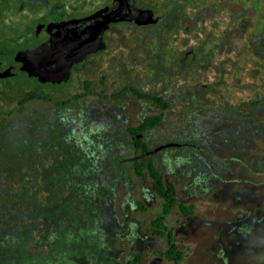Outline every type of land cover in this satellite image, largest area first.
<instances>
[{
    "label": "rangeland",
    "instance_id": "obj_1",
    "mask_svg": "<svg viewBox=\"0 0 264 264\" xmlns=\"http://www.w3.org/2000/svg\"><path fill=\"white\" fill-rule=\"evenodd\" d=\"M108 1L74 5L81 14ZM137 4L159 20L112 25L106 49L68 83L89 77L93 94L77 98L56 89L49 91L53 101L23 102L35 82L0 79V264H130L138 252L134 264H175L158 253L167 240L151 225L163 198L152 190L148 172L136 173L134 161L119 153L125 147L132 153L127 126L161 114L144 135L149 148L198 143L199 124L216 118L264 129V0ZM16 12L14 4L0 14V33L20 20ZM39 18L33 12L28 23ZM65 99L71 101L55 102ZM91 102L123 111L126 122L117 118L110 129L95 128L90 148L72 140L63 119L69 113L79 118ZM254 145L229 166L230 184L210 188L195 182L200 170L187 145L151 154L164 179L175 184L177 202L164 222L183 251L180 264H264V137ZM178 203L193 204V212Z\"/></svg>",
    "mask_w": 264,
    "mask_h": 264
},
{
    "label": "flooded vegetation",
    "instance_id": "obj_2",
    "mask_svg": "<svg viewBox=\"0 0 264 264\" xmlns=\"http://www.w3.org/2000/svg\"><path fill=\"white\" fill-rule=\"evenodd\" d=\"M111 1L112 0L108 1L103 5L110 4ZM135 1L137 4V0ZM44 3L46 4L45 7L43 6ZM75 3L76 0H0V14L3 13L4 10L8 9L9 7L13 8L14 4H17L16 13H20V16H18V18L20 19L19 21H17L16 23L10 22L8 24H4V27L8 30V33H0V71L7 70L8 72L7 75L0 76V79L7 77H27L29 80H24L35 82L34 85L28 86L25 89L24 96L22 98L23 102L32 98H43L45 100L53 101L52 96L49 95V91L56 89L61 91L66 89L67 92L73 94L77 98L93 94L94 83L89 77L82 76L80 83L74 86L68 85V83L75 79L77 75H82L87 72V67L89 66L91 60L94 57L100 55L106 49L107 42L105 35L112 25L121 22L134 24L133 22L129 21H118L110 23L108 28H106L103 32V40L105 43V47L103 50L90 51L86 55H84L79 61L73 60L72 62H70V64L61 63V72H65L66 68L68 70V74L64 81L55 82L51 84L41 82L34 75H28V73L21 68V62L18 60L16 52L20 49L34 48L36 46L37 39L44 38L46 36L47 31L44 25L45 22L50 20H66L69 18L80 17L83 15H87L96 10L97 8L103 6L101 5L89 12L79 14L77 11V7L74 5ZM68 6H70V10H68ZM33 12L39 13L41 18L32 23H28L30 14ZM102 22L103 19H100L99 23ZM6 40H8L9 43H6ZM10 41L13 42L11 43ZM33 92L39 93L40 95L37 97L25 98L27 94ZM70 101L71 99H65L56 100L55 102L59 105H65ZM77 113L78 115H80L79 118H76L73 114L69 113V115L63 119V129L69 134L73 141L82 140L81 142H83L84 144L86 143L85 145L90 148L92 147V141L89 134H92L95 131V128H97V131H104L106 129H110L113 127L111 122L112 119L117 118L122 119L124 122H126L125 114L123 111H119L116 108L110 107L108 105L97 107L93 102L88 103L87 108ZM153 115L155 114H145L136 125L127 126V130L131 134L132 153H128L130 151L128 147L119 150V153L124 155L122 160H125V162L128 160L135 161L138 159L145 158L147 155H144L140 158L132 159V157L140 155L145 151L154 148H149L147 146V149L143 150L142 145L143 143L145 144L143 139L144 135L147 132V129L153 127L157 122L151 127H137L140 125L145 116ZM105 151L106 150H102L100 156L105 155ZM158 151H161V149Z\"/></svg>",
    "mask_w": 264,
    "mask_h": 264
},
{
    "label": "trees",
    "instance_id": "obj_3",
    "mask_svg": "<svg viewBox=\"0 0 264 264\" xmlns=\"http://www.w3.org/2000/svg\"><path fill=\"white\" fill-rule=\"evenodd\" d=\"M139 95L144 93L136 91ZM39 93L33 92L27 94L25 98L37 97ZM152 97L157 100L162 107H166V102L160 96ZM218 121L202 126L201 136H198V143H185L180 146H188L193 150L197 167L199 172L194 177L197 184H205L209 188L215 185L216 182H222L223 184H230L229 174L231 170L229 166L234 165L240 161L242 155H248L256 147L255 141L264 137V129H258L257 125L251 127L249 122H230V121ZM161 120V114H155L153 116H145L138 128H146L153 126L156 122ZM253 128V129H252ZM135 129V128H134ZM170 147V146H169ZM142 149L146 150L147 146L143 143ZM221 154V155H220ZM145 160L137 164L135 163V171L138 174L142 173L145 169L151 181L152 190L163 198V204L161 211L151 220V225L154 227V231L160 235L166 237L167 247L164 250H159L158 253L164 255L166 258L172 260L175 264H180L183 259V251L178 247L177 243L173 239L170 229L165 224V217L169 214L171 208L176 204V188L175 184L171 180H165L162 172L157 168L156 163L153 162L151 155H147ZM185 164L186 163H183ZM180 210L185 213L193 212V204L185 205L178 203ZM141 208H143L140 205ZM141 252H138L130 260V264H134L140 257Z\"/></svg>",
    "mask_w": 264,
    "mask_h": 264
},
{
    "label": "water",
    "instance_id": "obj_4",
    "mask_svg": "<svg viewBox=\"0 0 264 264\" xmlns=\"http://www.w3.org/2000/svg\"><path fill=\"white\" fill-rule=\"evenodd\" d=\"M103 19L102 23L99 20ZM159 16L149 7L136 4L135 0H112L93 12L66 20H50L44 23L47 34L38 38L36 46L20 49L16 52L21 68L28 75H34L39 81L55 83L64 81L68 70L61 72V63L79 61L90 51H101L105 47L103 32L109 24L129 21L136 25L153 24ZM7 70L0 71V76L7 75ZM183 142L167 141L144 153L132 157L140 158L151 155L169 146L184 145Z\"/></svg>",
    "mask_w": 264,
    "mask_h": 264
}]
</instances>
